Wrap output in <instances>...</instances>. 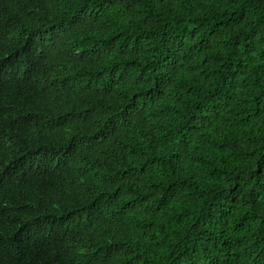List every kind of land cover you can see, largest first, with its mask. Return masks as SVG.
<instances>
[{
    "label": "trees",
    "instance_id": "trees-1",
    "mask_svg": "<svg viewBox=\"0 0 264 264\" xmlns=\"http://www.w3.org/2000/svg\"><path fill=\"white\" fill-rule=\"evenodd\" d=\"M0 264H264V0H0Z\"/></svg>",
    "mask_w": 264,
    "mask_h": 264
}]
</instances>
